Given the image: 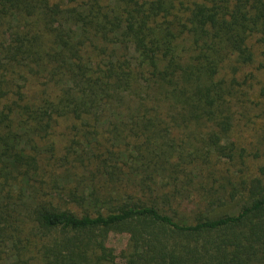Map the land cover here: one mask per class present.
Instances as JSON below:
<instances>
[{"label":"trees","instance_id":"trees-1","mask_svg":"<svg viewBox=\"0 0 264 264\" xmlns=\"http://www.w3.org/2000/svg\"><path fill=\"white\" fill-rule=\"evenodd\" d=\"M247 104L264 0H0V264H264Z\"/></svg>","mask_w":264,"mask_h":264},{"label":"rangeland","instance_id":"rangeland-1","mask_svg":"<svg viewBox=\"0 0 264 264\" xmlns=\"http://www.w3.org/2000/svg\"><path fill=\"white\" fill-rule=\"evenodd\" d=\"M125 50H122V54H126ZM250 69L244 70V72L240 75V81H243L245 74H248ZM261 79V78H258ZM254 85L257 84V80L253 81ZM250 104V103H249ZM262 112L259 109H251L250 105H245L242 107L236 115V124L234 131L239 135V141L242 145L247 149L250 154V158L248 159V164L257 169L258 166L264 164V118L261 117ZM257 117H261L257 119ZM55 127V134L53 141L59 145V147H64L67 144L68 138L72 135L67 132L66 127L58 126ZM257 152L260 153L261 157L259 159H255V155ZM60 186L63 183H66L63 178L59 181ZM71 187H74L75 184H71ZM63 205L65 208L70 211L80 214L82 211L80 207L73 204V202H65L63 201ZM107 245L110 249H112L118 259L120 264H123L122 253L127 248L128 245V236L127 235H119V234H111L109 236Z\"/></svg>","mask_w":264,"mask_h":264}]
</instances>
